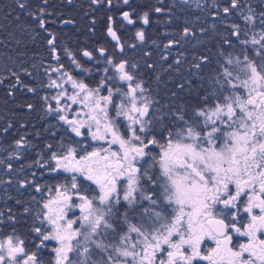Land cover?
Here are the masks:
<instances>
[{
  "label": "snow or ice",
  "instance_id": "6c2138e0",
  "mask_svg": "<svg viewBox=\"0 0 264 264\" xmlns=\"http://www.w3.org/2000/svg\"><path fill=\"white\" fill-rule=\"evenodd\" d=\"M190 2L181 0V6ZM91 4L106 5L108 11L115 7L113 0ZM16 5L47 36L55 63L43 68L38 87L47 91L40 99L67 136L56 147L47 144L34 163L70 176L46 191L35 182V173L33 179L18 181V191L34 187L42 199L35 210L23 207L21 215L31 216V223L22 225L27 227L23 235L13 208L0 210V223L11 227L7 234L0 232V264H45L42 256L51 242L55 246L48 264H264V239L257 235L264 233V7L257 12L251 4L230 0L223 13L236 11L239 21L230 25V37L224 39L215 78L195 90L198 103L190 112L169 106L170 117H158L159 101L146 87L140 65L124 58L126 46L114 27V15L106 25L112 54L102 46L79 53L65 46L62 56L44 19L46 10L28 11L26 0H16ZM162 11L155 8L158 14ZM118 13L126 26L150 22L148 12L139 21L133 11ZM191 34L185 27L183 39ZM135 39L143 42L144 31L137 30ZM174 44L179 41H169L165 52ZM128 47L135 49L136 44ZM234 47L240 49L235 56L229 51ZM8 72L27 92H37L14 69ZM169 118L171 124L164 123ZM28 147L21 136L0 165L14 171L10 161L19 160ZM12 183L11 178L0 181ZM74 209L80 216L69 219ZM241 212L248 216L246 223ZM233 233L247 242L237 247ZM206 240L215 247L205 254Z\"/></svg>",
  "mask_w": 264,
  "mask_h": 264
},
{
  "label": "trees",
  "instance_id": "16d2710c",
  "mask_svg": "<svg viewBox=\"0 0 264 264\" xmlns=\"http://www.w3.org/2000/svg\"><path fill=\"white\" fill-rule=\"evenodd\" d=\"M199 1L191 0L183 6L180 0L170 1L162 13L156 15L153 25L140 28L145 35L143 42L134 40L133 34L123 37L131 38L125 43L124 58L140 65V75L146 87L159 101L158 117H170L169 106L184 107L190 112L198 103L194 99L195 90L201 85L207 87L215 78L220 53L226 48L224 39L230 37V25L239 21L236 11L230 16H225L222 12L224 7L229 6L228 0H220L218 6L212 0H205L206 4L203 1L200 4ZM26 3L29 6L28 11L37 13L39 8L48 11L51 6L49 3L42 5L40 0H26ZM241 3L251 4L257 12L264 7L261 0H241ZM216 13L219 15H215ZM44 19L49 23L52 21L46 15ZM49 23L47 27L51 32H56L62 56L65 46L77 53L84 48V45L79 44L84 33L71 34L76 44H67L60 34L62 28L50 23L55 26L52 27ZM185 27L192 32L187 41L183 39ZM46 39L47 36L37 26V21L19 9L16 0H0V159L8 160L9 154L14 151V142L21 136L31 145L22 150L19 160L10 161L14 171L9 172L6 165H0V181H7L9 178L13 180L11 185L0 184V210H5L6 206L13 208L20 219L18 231L22 235L27 232V227L22 225L31 223L30 215H21L23 207L28 205L35 210L42 194L35 192L34 187L18 191V181L33 179L32 174L35 173V182L45 187L46 191L47 187L54 188L58 183H65V177L70 176L61 173L47 175V169H41L34 163L45 154L47 144L56 147L62 139L67 140L64 128L51 115L45 113L40 99L47 91L38 87L44 80L43 68L49 63H55L48 54ZM169 41H179V44H174L165 52V45ZM133 43L136 48H129L128 45ZM229 51L235 56L240 49L234 47ZM165 54L168 55L167 60L163 59ZM202 57H207V60L202 62ZM177 59L180 63H176ZM149 64L153 67L149 68ZM196 64H200V67H194ZM9 68L20 75L23 84L37 87V92L29 93L26 88L16 84L15 78L8 72ZM22 69L31 73V76L25 75ZM14 84L16 86L13 88ZM179 85L184 87L180 88ZM9 92L12 94L9 95ZM200 94L203 95L202 90ZM29 103L34 106L31 110L26 108ZM171 122V118L164 121L166 124ZM32 197H36V200ZM16 200H20L21 204L17 205ZM10 231V226L0 223V232L7 234Z\"/></svg>",
  "mask_w": 264,
  "mask_h": 264
},
{
  "label": "flooded vegetation",
  "instance_id": "af4514ba",
  "mask_svg": "<svg viewBox=\"0 0 264 264\" xmlns=\"http://www.w3.org/2000/svg\"><path fill=\"white\" fill-rule=\"evenodd\" d=\"M172 0H129L128 5H124L122 0H113L115 7H113L112 11H108L107 6L93 5L91 4V0H47V3L51 4L50 10L46 11V16L51 19L50 23L57 24L62 28L63 40L68 44L70 42L75 43L74 39L71 37L73 34L79 35L83 34L80 45H84V48L89 50H95L98 47H105L108 49L109 54H112L113 48L111 46L112 42L109 37L106 35V25H107V17L109 15H114L116 17V22L114 27L118 30V34L123 37L127 35H134L137 30L145 26L153 25L156 21V15L158 13L155 12V8L160 6L165 8L169 5V2ZM181 1V0H180ZM207 3L205 0H200V4ZM215 5H219L220 0H212ZM224 2L226 0H223ZM42 5H45L43 0H40ZM230 4V0H228ZM56 3V5L54 4ZM59 5V6H58ZM62 5V6H60ZM218 8V7H217ZM118 9L133 11L135 13L134 19L139 21L140 17L144 12L149 13V24L143 25L142 23H138L136 26H126V22H122L118 13ZM223 12V10H222ZM47 13H51V15H47ZM93 18L95 19V24H92ZM64 21H72V23H63ZM49 23L50 26H52ZM125 24L124 27L121 25ZM55 27V26H52ZM60 31V29H58ZM56 35V32H52ZM72 34V35H71ZM74 35V36H75ZM129 38L123 39L125 43L129 41ZM134 40H136L134 38ZM78 44V43H77ZM83 49V48H81ZM80 49V50H81ZM79 50V51H80ZM98 79V77H97ZM45 174L51 175L56 173H50L48 170L45 171ZM61 174H67L62 173ZM70 175V174H68ZM91 195V192H89ZM246 199V198H245ZM122 211V209H121ZM256 214H259L258 209H254ZM243 217L242 223H246L248 221V216L246 213L241 212L240 214ZM80 216V212L78 209H74V215L70 214L69 219H78ZM239 226V224H238ZM74 227H79L78 224L74 225ZM258 237L264 239V233H257ZM25 238L31 241L30 237L25 236ZM247 237H241L236 233H233V244L237 247L240 243H246ZM55 246V242H51L48 246V249L44 252L42 258L45 260V264H48V261L51 260V248ZM215 244L211 240H206L202 243L203 251L205 254L207 253L208 248L214 247ZM203 264V262H201Z\"/></svg>",
  "mask_w": 264,
  "mask_h": 264
},
{
  "label": "rangeland",
  "instance_id": "374dc122",
  "mask_svg": "<svg viewBox=\"0 0 264 264\" xmlns=\"http://www.w3.org/2000/svg\"><path fill=\"white\" fill-rule=\"evenodd\" d=\"M215 247V246H214Z\"/></svg>",
  "mask_w": 264,
  "mask_h": 264
}]
</instances>
